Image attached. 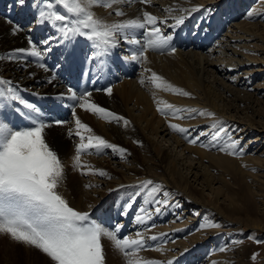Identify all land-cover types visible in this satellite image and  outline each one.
Wrapping results in <instances>:
<instances>
[{"label": "bare ground", "instance_id": "bare-ground-1", "mask_svg": "<svg viewBox=\"0 0 264 264\" xmlns=\"http://www.w3.org/2000/svg\"><path fill=\"white\" fill-rule=\"evenodd\" d=\"M47 2L48 0H24V4L21 5L18 3V0H0V78L10 80L12 84L9 86L17 89L18 94L28 102L32 98H39L44 101L48 99H57L61 101L62 98L60 97V94H66V92H63L59 87L57 81L52 79L53 75L46 69L39 67L41 64V57H43L46 52L43 50L45 46H47L53 40L56 41V44L67 45H71L75 40L90 42L81 36L65 38L57 30V27H54L51 22L47 20L42 23L38 22L40 12L42 10H47L45 7ZM160 2L161 3L159 4L157 3V0H151L150 4L145 5L141 4L139 0H123L121 3L114 4L112 8L94 7L92 11L110 24L141 17L143 11H148L162 20H167L166 24L159 25L162 29V32L165 33L170 31V27L168 26L174 23L171 17H178L183 14L181 11H179V9H189L196 5L205 6V3L199 0H172L171 2L166 0L164 3L162 1ZM9 3L13 8H16V10L13 9L11 11H7L6 9L9 7L6 5ZM169 8H174L177 10L169 12L167 11ZM117 9L123 11L124 15L117 16L115 14ZM160 12L163 13L164 18L161 15H158ZM196 13L198 14V12ZM196 13H193L192 16L188 18V20L195 21V17L193 15ZM10 14H12V19H8ZM230 17H234L233 10H231L230 15H228L226 19L229 20ZM233 19H230L229 23L230 21H233ZM188 20L183 24L184 27H190ZM166 26L168 28H166ZM14 27L19 28L15 34H13ZM193 30V35L199 36L196 48H194L196 49L195 51L199 52L188 51V53L185 54L175 51L174 53L171 52L163 55H156L153 52H150L149 54L145 53V56L147 57L146 61H132L134 65H142V69L137 75L138 77H135L129 81L122 80L119 82L112 88L111 95H108L105 92L92 93V102H95L98 105L115 112L119 116L124 117L127 121H129L127 126H124L123 122L116 123L106 121L93 113L91 117L90 112L77 108V116L83 123L87 124L92 129L93 134L99 135L109 143L118 145L127 150L123 158L118 154L119 159L125 161L123 164H121L122 170L120 172H113L109 168L102 167L101 163L96 162L94 158H81L82 163H85L87 158L90 165L97 167L95 169H102L108 173V176L106 177L115 179L109 182L106 181V186H104L108 187V189L106 188L107 190H105L103 187L104 190L101 189V191H98L100 184L94 183L95 189L91 190L92 195H88L90 191H86L88 188L85 187L86 183L81 181L79 175L69 172V170L73 168L75 145L79 143V138L75 135H72V138L70 139L68 138L69 129H72L73 133H75L76 129L74 120L72 119V127H66V124L53 125L45 120L46 123L51 125L45 130L47 142L54 150L58 152L59 157L65 166V180L60 188V191L70 202L72 207L80 211H88L92 216L99 214L101 206H104L103 204L107 195H111L112 199L116 197L115 201L117 202L120 198H123L134 189L131 183L134 182V177L139 173L137 170L139 165L145 167V171L149 174V176H153L150 177L151 179L157 177L164 179L168 189H172L171 191L175 192L173 194L177 195L176 198L185 200L186 196L184 193L188 194L190 191V187H188L189 183L187 177L182 175L179 176L178 174L174 173L176 171L178 161L176 162L175 160H172V158L170 160L167 150L164 149V144L169 142V140H171L173 144L176 145V148L180 147L182 153L186 152L193 156L194 154H198L202 159H209L218 165L226 163L225 160L229 162H235L234 160L222 155L206 153L204 149H198L196 145L192 146L191 143L188 142L190 136H187V139L181 134L174 132L169 127V123H174L187 128L189 132L190 130H194L196 125H206L205 128H209L208 125L211 123L210 121H205L201 124L198 122L189 123L179 118L174 119L171 114L167 116L161 115L160 112L157 111L156 101L167 102L168 104H172L181 109H187L192 106L194 108L202 107L204 109L212 110L213 113L218 114V116L221 114V112L227 113L229 109L233 111L232 105L229 107L230 103H228L229 106L222 104L223 100H221V95L224 93H229L234 100L239 99L240 101L238 102H244L243 99L246 100L244 97L248 95L240 93V91L232 88L230 85H225L223 81L224 79H222L223 77H221V80L218 79V77L220 78L222 74L221 71L226 73L236 72L239 75L241 73L245 76H253L254 74L262 72V70L256 71L255 69H257V67L255 66L261 65V62L256 57H258V53L261 51V49L264 50L261 47L262 41L264 42V25L235 23L232 25V27H230L229 33L224 37L223 42H225V45H219L221 43L219 41L220 43L215 47L213 46L215 45L216 41L215 39L213 41L210 35H207L206 33H203L201 36L199 35V26H197V28H193ZM44 31H47L51 34L52 39H48V44L44 43L45 40H41ZM136 32L137 30H135L133 33L135 37ZM35 36H38V43L37 45H34L33 43V46L37 48V51L41 53V56L33 57L27 51L24 53H15L14 50L19 48L29 49L30 45L28 42ZM129 38L132 37L130 36ZM117 39L119 42L116 48H119L120 42L124 39H121L119 36ZM206 41H208L210 44L206 45ZM87 42H85V44H88ZM137 47L139 46L133 45L132 49ZM210 47H212L211 50H209ZM242 50L248 51L249 54H244V52L242 53ZM221 61L222 63H220ZM146 69H150L151 72H155L168 83L190 93V96L173 94L172 92L155 88L147 79L151 76V72L145 71ZM249 69L251 70L246 72ZM141 79L145 80L143 85L140 83ZM49 80H52V82L49 83ZM9 86H0V88L6 90V88ZM261 87L262 85L257 86L256 89L258 90ZM192 97L195 98V100H192ZM233 99L230 100L234 101ZM7 103L12 104L15 107L19 106L18 102L16 101L0 97V120H3L4 118V106ZM20 107L22 106L20 105ZM161 107H163V104H161ZM235 109L236 108H234V111ZM256 114H258V112ZM177 115L184 116L183 112L178 113ZM223 115L224 113H222V116ZM221 118L226 119L224 116ZM227 119L234 121L238 118H236V116L230 115ZM237 124L242 125V129H245L246 131L250 130V123L242 124V122L239 120L237 121ZM142 125L144 126L142 127ZM258 130V136L264 134V128L262 126H258ZM168 136L169 138L166 139ZM73 139L76 142L73 144L74 146L70 144V141ZM255 139L257 140V138ZM135 144H137L139 147L137 151L133 147ZM250 160L252 162L256 161L257 163H262V160L259 159ZM190 167L191 166L189 165L188 168L186 167L185 169L189 170ZM142 172L144 173V171ZM159 172L161 175H159ZM86 175L90 177V185H93L92 179L97 175L92 174L91 171H89V174ZM117 177L119 179H117ZM170 184H173L174 187L170 186ZM110 190L112 191L108 194ZM214 191L216 192V190ZM209 192L210 195L205 198L202 197V200L205 201V204L216 202V196H218V193L215 195V192ZM197 201L198 200L189 198L186 200L185 204L190 207L192 204L196 205ZM113 203L114 202H112V204ZM190 203L192 204L190 205ZM107 204L110 205V203ZM90 205L91 207H89ZM200 205L203 207V204ZM207 208L210 209V206H207ZM116 209L119 208L116 207ZM122 216L123 218H121V220H125V217H127L126 215ZM103 217L104 215H101V218ZM127 218L129 219V216ZM134 228L136 227L134 226ZM176 228L177 227L174 229ZM178 228H181V226ZM201 233L193 236L189 240L190 242L188 244L184 242L183 245L185 244L187 247L192 246L191 250L194 251L197 248L195 247L194 243H196L197 240H200L201 238L199 235H202V237H206L207 235L210 236V233L206 236L203 235L204 232ZM8 239H10V237H8ZM8 243L12 245L9 241ZM102 245L105 251V264H128L130 259L139 258V253L136 254L135 257H125L121 255V252L113 246V242L107 238H102ZM152 245V242L149 243V245H146L148 246L146 249L151 248ZM177 245H179V243H177ZM174 247L175 245L172 244L170 248ZM167 250L168 249L165 247L155 248L154 251L152 250L146 253L141 252L142 254L140 256L146 254V256L149 255L152 257V255L155 254L153 257L158 256L161 258L163 256L164 258V256H166L169 259H172L171 262L176 261L173 254H164ZM183 250L184 248L181 252L182 256L187 255L190 252V250ZM30 252L31 253L26 254L25 252L22 253L20 249L17 251L18 254L21 253L24 255L26 258V260H24V257L21 255L23 258L22 259L16 252H7L0 249V264H47L42 259H48L44 254L41 253L39 255L37 252L35 253V251ZM36 255H39V258ZM221 258L218 260V262L217 258L213 260L214 264H223L224 261ZM28 261L35 263H30Z\"/></svg>", "mask_w": 264, "mask_h": 264}, {"label": "snow or ice", "instance_id": "snow-or-ice-1", "mask_svg": "<svg viewBox=\"0 0 264 264\" xmlns=\"http://www.w3.org/2000/svg\"><path fill=\"white\" fill-rule=\"evenodd\" d=\"M121 2L123 0H48L45 5L47 10L40 12L38 22L42 23L45 20L51 22L65 38L81 36L90 41L94 51L93 56L87 57L89 60L106 56L116 48L119 42L118 36L131 45L139 46L132 50L130 56L125 57L126 60L146 61L145 53L150 50L163 52L170 49L171 52H175V47H172L174 36L163 33L158 26L166 24V19L162 20L148 11H143L141 17L110 24L92 11L94 7L112 8L114 4ZM139 2L148 5L151 0H139ZM18 3L23 5L24 0H18ZM201 9L205 15H211L213 11L202 5L179 9L183 14L171 17L174 24L169 27L175 32L176 28ZM175 10L177 9H167L169 12ZM115 14L124 15L119 9L115 11ZM253 15L250 11L247 18H252ZM18 30V27H14L13 34ZM135 30H142V40L135 38L133 35ZM130 36L131 39H129ZM51 39L50 37L49 40ZM48 42V40L44 41L45 44ZM28 43L29 49L19 48L14 50L15 53L27 51L33 57L41 56V53L33 46V41L29 40ZM47 51H51V48L49 47ZM39 67L45 68V65L40 64ZM145 71L151 72L150 69ZM52 79H55V74ZM147 79L157 89L190 96V93L168 83L155 72H151V76ZM51 82L52 80H49V83ZM140 83L143 85L145 80L141 79ZM11 84L10 80L0 78V86ZM102 90L108 95L112 93L111 87ZM0 97L18 102L26 110L24 118L27 121L21 126L11 121L0 120V235H7L17 243L39 250L48 258L50 264H105L102 238L111 240L113 246L125 257H135L138 251L144 249L146 240L140 232L136 233L135 239L127 236L120 238L118 236L120 225L110 230L104 227L102 222L93 219L90 212L77 210L70 205L60 191L65 180V166L58 152L47 142L45 130L51 125L45 122V113L36 105L23 99L18 94V90L11 86L6 90L0 88ZM60 97L74 102L71 111L76 130L73 133L72 129H69L68 135L77 136L79 143L75 145L73 167L80 170L82 175L89 174L91 171L92 174L102 177L108 176L104 170L93 169L82 163L81 156L93 153L103 154L105 150L111 149L113 154H119L123 158L127 150L93 134L92 129L77 116L76 110L79 108L94 113L109 122H123L124 126H127L129 121L92 102L90 91L77 92L69 86L67 93H61ZM156 103L157 111L161 115L171 114L174 119L184 118L177 115L182 112L214 116V113L206 110L181 109L162 101H156ZM53 123L62 125L66 121L55 120ZM169 127L184 137L188 136L187 128L174 123H169ZM210 127L213 129L211 139L207 144L201 143V147L218 148L219 151L234 156L243 154V148L239 147L240 140L233 138L232 131L223 122L214 121ZM199 140L200 137L197 136L189 139L188 142L195 145ZM85 187H93V185H85ZM139 187L140 192L136 196L143 194L144 203L154 208L156 214L169 205L170 193L164 191L162 185L146 179L140 182ZM134 199L135 197L124 206L122 215H126L133 207ZM149 207L141 206L138 209L135 223L144 225L151 219L153 213L149 211ZM165 235L167 234H160V236ZM148 239L157 240L158 237L151 236ZM252 258L255 259V254ZM128 264H159V262L133 258L128 261ZM168 264L172 262L169 261Z\"/></svg>", "mask_w": 264, "mask_h": 264}, {"label": "rangeland", "instance_id": "rangeland-1", "mask_svg": "<svg viewBox=\"0 0 264 264\" xmlns=\"http://www.w3.org/2000/svg\"><path fill=\"white\" fill-rule=\"evenodd\" d=\"M165 1L166 0H162L163 3ZM167 1L171 2L172 0ZM199 1L205 3L204 8H211L213 11L211 15H205L203 9H201L198 14L196 13L195 15H193L195 19H197L195 20L194 25L195 23L201 25L202 21H204L203 23L206 24L203 30H210L211 27V32H219L217 37L216 35H212L210 33L207 34V32H204L207 35H210L213 41L215 39L216 43L213 47L217 46L220 42L221 43L219 45H225V42H223L224 37L229 33L230 27H232V25L235 23L264 25V0ZM157 3L160 4L161 2L157 1ZM6 10L11 11V9ZM231 10H233L235 18L230 17V19H234L229 23L230 19L227 20L226 17L230 15ZM250 11L253 12L254 15L252 18H247V14ZM158 15H161L163 17V13L161 12ZM168 27L166 26V28ZM214 29L217 31H214ZM261 47L264 49L263 41ZM211 49L212 47L209 48V50ZM241 52H244V54H249L246 50H242ZM181 53L186 54L188 53V51H184ZM256 58L259 59L261 65H258L259 67L255 66L257 67V69L255 70H262V72L254 74L253 76H245L241 73L239 75L236 72L226 73L224 71H221L222 74L220 73L221 76L220 78L218 77V79L220 80L221 77H223L222 79H224L223 81L225 85H230L232 86V88L240 91V93L248 95L244 97L247 101L243 99L244 102H238L240 101L239 99L234 100L229 93H224L221 95V100H223L222 104L229 106L228 103H230L229 107H231L232 105L233 111L229 109L227 113L221 112L219 116L218 114L214 113V116L212 117L206 115H198L195 112L191 114L183 112L184 118H182V120L185 122H198L200 124L205 121L211 122L208 125L209 128H205L206 125H196L194 130H190L188 132V136H190L189 139H194L197 136L200 137L199 142L195 144L198 149H204L206 153L225 156L229 159L234 160L235 162H229L225 160L226 163L228 162L227 164L224 163L222 165H218L214 161H211L209 159H202L198 154H194L193 156L189 155L186 152L182 153L180 147L176 148V145L173 144L171 140H169V142L164 144V149L167 150V154L170 157V160L172 158V160H175L176 162L178 161V165L176 166V171L174 173L178 174L179 176L182 175L187 177L189 183L188 187H190V191L188 193L189 195L187 193H184L186 196L185 200L176 198L177 195L173 194L175 192H172V189H168V186L166 185L164 179L160 177L151 179L150 177L153 176H149V174L145 171V167H142L140 165L137 167L139 173L134 177V182L131 183V185H133L134 187L131 192H129L123 198H120L117 202L115 201L116 197L112 199L111 195L108 196L106 194L107 196L103 204L104 206H101L99 214L96 215L101 218V215L103 214L114 212V214L118 216L116 218V221L121 217L123 218L121 213L124 212V206L128 204L133 197H135L133 201V207L130 208L126 214L127 217L129 216V232L128 234L126 233L125 236L135 239L137 238L136 233L140 232L146 240V245H149V243L151 242L153 243L151 248L146 249V247H148L146 246L144 249L136 253H139L138 256L141 260L156 261L159 262V264H168V262L172 261V259H169L166 256H164V258L163 256L161 258L155 256L159 259L153 257V255H155L153 253L152 257H150L149 255L146 256V254H144L145 256H140L142 253L150 252L152 250L154 251L155 248L165 247L168 250L164 254H173L175 257L174 259H176V261L172 262V264H214L213 260L217 258L218 262L221 257V259H223L224 261L223 264H264V134L258 136V126H262L264 128V50L261 49V51H259L258 53V57ZM220 63H222V61ZM250 70L251 69L247 70L246 72H249ZM261 85L262 87L257 90L256 87ZM230 99H233L234 101ZM192 100H195V98H193ZM193 108L194 107L192 106L187 109ZM234 108H236L235 111ZM194 109L206 110L207 112L213 113L212 110L204 109L202 107H196ZM257 112L258 114H256ZM222 113H224L223 116L226 119L221 118L223 117ZM93 114L91 113V117ZM230 115L236 116V118H238L242 122V124L250 123V130L246 131L245 129H242V125L237 124V121H239L238 119H235L236 122L235 120L233 121L227 119ZM214 121L223 122V124L232 131L233 138L240 140L239 147L243 148V154L234 156L229 155L225 152H221L218 150V148H205L200 146L201 143L207 144L211 139V133L213 129L210 127V125ZM69 126L72 127V124H68L66 127ZM143 126L144 125H142V127ZM201 133H205V135H200ZM68 138L70 139L72 138V136H68ZM167 138H169V136L166 137V139ZM186 138L188 139V137ZM255 138H257V140ZM75 143L76 142L74 139L70 141V144L72 145ZM191 145L195 146L193 144ZM133 147L136 151L139 149L137 144H135V146ZM83 157L92 159L94 158L96 162L101 163L102 167L109 168L113 172H120L122 170L121 164L125 162L124 160L119 159L118 154H113L111 149L105 150L103 154H84L81 156V158ZM87 158L85 164L93 169L97 168L94 165H90ZM250 159H259L262 160V163H257L256 161L252 162ZM189 165L191 166L190 169L186 170L185 168H188ZM73 168H71V171L69 170V172H73L79 175L82 182L84 181L86 185H90V177H88L86 174L82 175L80 170ZM142 171H144V173ZM159 175H161L160 172ZM149 178L154 182L162 185L163 190L170 193V195L168 196L169 205L162 208L159 214L155 213L154 208H151L144 203L143 194L136 196V194L140 192V182ZM117 179L119 178L117 177ZM112 180L115 179L108 178L106 176L102 177L99 175L93 177V187H88L86 189V191H90L88 195H92L91 190L95 189L94 183L100 184V188L98 189V191H101L103 187L105 190H107L108 187H105L106 181L109 182ZM170 186L174 187L173 184H170ZM214 190H216V192ZM111 191L112 190H110L108 194L111 193ZM209 191L215 192V195L216 193H218V196H216V202H213L211 204L208 203V205L207 203L205 204V201L202 200V197L205 198L210 195ZM189 198L198 200L196 202L197 204L193 205L192 203H190V205H192L188 207V205H186L185 203ZM112 202L114 203L112 204ZM107 203H110V205H108ZM200 204H203V207ZM141 206L149 207V211L153 213L151 219L148 220L144 225L136 224L134 222L137 211ZM207 206H210V209L207 208ZM116 207H118L119 209H116ZM94 216H92V218ZM93 219L99 221L98 217H94ZM120 223L121 221H118V223L114 224L119 225ZM134 226L136 228H134ZM179 226H181V228H178ZM175 227L177 228L174 229ZM201 232H204L203 235L205 236L210 233V236L207 235L206 237H202V235H199V237H201L200 240H197L196 243L193 242L195 244V247H197L194 251L191 250L192 246L187 247L185 246V244L183 245L184 242L188 244L190 242L189 240L193 236L198 235ZM161 233H166L167 235L160 236ZM151 236H157L158 239H148V237ZM8 237L7 235H0L1 250L17 253V251H19L20 249L22 253L25 252L26 254L31 253L30 251H35V253L37 252L39 255L41 254L39 250L17 243L11 238L8 239ZM249 237L252 238L250 239ZM8 241L12 245H10ZM177 243H179V245H177ZM172 244L175 245L174 248H170ZM181 248H184V250L188 251L190 250V252L187 255L182 256ZM221 249L224 250L222 251ZM253 254H255V259L252 258ZM18 255H20L21 257L22 254L19 253ZM39 255L36 256L39 258ZM121 255L124 256V254L122 253ZM22 256L24 257V255ZM42 259L47 264H50L48 259ZM24 260H26L25 257ZM28 262L35 263L32 261Z\"/></svg>", "mask_w": 264, "mask_h": 264}]
</instances>
